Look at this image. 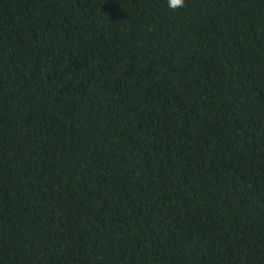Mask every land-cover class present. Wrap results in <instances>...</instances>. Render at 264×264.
Returning <instances> with one entry per match:
<instances>
[{
    "label": "trees",
    "instance_id": "trees-1",
    "mask_svg": "<svg viewBox=\"0 0 264 264\" xmlns=\"http://www.w3.org/2000/svg\"><path fill=\"white\" fill-rule=\"evenodd\" d=\"M0 0V264H264V0Z\"/></svg>",
    "mask_w": 264,
    "mask_h": 264
},
{
    "label": "clouds",
    "instance_id": "clouds-1",
    "mask_svg": "<svg viewBox=\"0 0 264 264\" xmlns=\"http://www.w3.org/2000/svg\"><path fill=\"white\" fill-rule=\"evenodd\" d=\"M168 7L176 10V9H181L184 8L185 5V0H167Z\"/></svg>",
    "mask_w": 264,
    "mask_h": 264
}]
</instances>
